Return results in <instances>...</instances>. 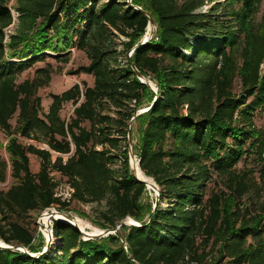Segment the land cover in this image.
Returning <instances> with one entry per match:
<instances>
[{
	"label": "trees",
	"instance_id": "trees-1",
	"mask_svg": "<svg viewBox=\"0 0 264 264\" xmlns=\"http://www.w3.org/2000/svg\"><path fill=\"white\" fill-rule=\"evenodd\" d=\"M11 2L0 0V130L11 158L6 164L0 152V181L8 168L13 179L0 191V239L38 252L26 218L71 200L99 206L104 228L128 216L141 225L85 239L76 226L55 222L57 246L39 257L0 247V264H264V127L254 120L264 110V14L255 19L261 0H15L20 23L6 42ZM139 7L157 26L145 44L149 17ZM116 33L128 38V51L139 44L126 63L113 45ZM55 39L86 54L80 71L93 82L52 93L45 110L38 91L53 66L19 78L40 59L32 55L56 48ZM56 59L70 60L67 53ZM68 103L74 109L64 118ZM145 103L150 108L129 130ZM129 131L140 168L160 187L156 209L131 168ZM30 154L41 160L37 172ZM244 158L258 162V172L240 167ZM55 173L74 189L69 201L56 195Z\"/></svg>",
	"mask_w": 264,
	"mask_h": 264
},
{
	"label": "rangeland",
	"instance_id": "rangeland-1",
	"mask_svg": "<svg viewBox=\"0 0 264 264\" xmlns=\"http://www.w3.org/2000/svg\"><path fill=\"white\" fill-rule=\"evenodd\" d=\"M11 9L12 13L14 16V22L13 24L6 29V35L7 39L6 42H10L11 37L13 34L16 33V30L18 28V25L20 23V13L16 9V3L15 0H12L11 4ZM210 5H205L203 7L204 10H209ZM264 14V0H261V2L258 4L257 12H256V22H260L262 20ZM72 33H75L74 30H72ZM146 34H149L146 32ZM145 34V35H146ZM145 36H143V39ZM76 39V38H75ZM128 41V38L119 35L116 33V35L113 36L112 42L115 48H117L121 52V61L122 63H126L127 56L131 53V51L126 50V47L124 46V43ZM54 46L56 47L55 49H48L45 52L46 56L43 55H32L31 57L34 56L40 57L36 62H34L28 69H26L20 76L19 80L22 81L26 78H34L36 76V71L39 68L46 67L48 64H51L54 68V71L52 73V78L50 82L41 87L38 91V94L42 97V104L45 108V110L48 109L50 103H51V94L52 93H61L64 90L68 89L71 87L74 83H80L83 85V82L87 83H92L93 82V76H91L88 73L80 71V68L84 65H88L89 60L86 56V54L80 50H78L75 47V43L73 44L72 40L66 41L64 44L58 45L57 39L54 41ZM67 53L70 60L68 62H61L58 59H56L57 55ZM43 56V57H42ZM31 57L24 58L23 60L29 59ZM22 59L15 58L13 59V62L17 63ZM264 68V64L262 66ZM152 80V79H151ZM152 83L156 85V83L152 80ZM240 82L238 81L235 86V90L237 92H240ZM157 87V86H156ZM147 107V103L143 105L142 108ZM74 105L71 103H68L64 106L62 110V116L64 118H69L73 112ZM17 114L11 119V123L15 126L16 120H17ZM255 123L257 126L264 127V110H259L255 114ZM88 125V124H87ZM22 142L26 144H35L39 148H48L47 145L41 142H37L35 140H26V139H21ZM8 141L7 135L4 133V131L0 130V152H1V157L3 161L8 164L9 161H11L10 155L8 154L5 145ZM136 140H134L135 142ZM58 156V153L53 152V158H56ZM63 157L67 158L68 154L62 155ZM30 160H31V168L34 172H37L40 169L41 165V160L34 154H30ZM243 166H248L255 168L258 172V170L261 168V165L256 162L253 158L250 159H242L240 162V167ZM56 180L59 182V193H62L61 196H65V193H67L66 186L68 185L67 178L63 177L59 173L54 174ZM13 184V179L11 177V168H8L7 172V180L2 182L0 181V191L7 189L9 186ZM213 186L214 183H211ZM147 190L149 192V200L152 202L153 200H156V192L152 188V185H149L147 187ZM62 201H64L62 199ZM163 207H168L167 203L163 204ZM51 208H56L58 211H55L57 213H60L62 216L66 218L73 219L77 224H79L85 231H88L90 233H98L104 228L101 224L98 223V209L99 206L96 204H84L82 202H79L77 200H71L69 205L67 207H62L61 204L57 206H52ZM45 210L42 211H32L30 212L29 216L26 218L25 222L29 223L31 228L35 231V240H34V247L37 249L43 251L44 248L46 247V244L50 238V218L44 220V214H47ZM50 213L52 210H48ZM61 211V212H60ZM45 212V213H44ZM64 212V213H62ZM44 213V214H43ZM68 215H66V214ZM53 218V217H52ZM53 220H55L53 218ZM133 221H135L133 219ZM38 222H41L42 224L46 225V227H41ZM55 222H65L68 223L66 220H55ZM80 222V223H79ZM47 223V224H46ZM73 224V223H71ZM84 224V225H83ZM124 233L122 230H120L119 234ZM118 234V233H117ZM53 235H54V226H53ZM55 237V235H54ZM52 237V245L50 249L53 246H57L59 244V238L55 237V240L53 241ZM37 250L38 252H41ZM37 253V252H36Z\"/></svg>",
	"mask_w": 264,
	"mask_h": 264
},
{
	"label": "water",
	"instance_id": "water-1",
	"mask_svg": "<svg viewBox=\"0 0 264 264\" xmlns=\"http://www.w3.org/2000/svg\"><path fill=\"white\" fill-rule=\"evenodd\" d=\"M129 2H131V0H128ZM138 8V7H137ZM140 10H142L141 7H139ZM144 11V10H142ZM146 13V11H144ZM149 17V23H148V27H147V32L149 34H147L146 38L143 39L142 41V44H145L147 42H149L152 37L154 36L155 34V31H156V23L155 21L150 17V15L148 13H146ZM139 47V44H136L132 49H131V53L128 55L129 57L132 56V53L135 51L136 48ZM131 63V66L133 68V70L136 72V75L137 77L141 80V82H143L144 84H147L148 86H150V88H152L156 93L158 91L156 85L152 84V80H151V77L150 76H147L145 74H143L139 69L138 67L134 64V62L130 61ZM158 98V97H157ZM156 100V98H155ZM150 108V106H147L145 108H140L136 113L135 115L133 116V118L131 119L130 121V127H129V130L131 129V126L134 122V120L136 119V117L141 114V113H144L146 111H148V109ZM128 144H129V156H130V165H131V168L133 169L134 171V174L137 176L138 179H140L141 181H143L147 186L148 183L146 182V180H143L141 179L138 174H137V164L140 165V159L139 161L137 160V154L134 152V139H133V136H132V133L129 131V134H128ZM138 162V163H137ZM152 178V177H151ZM154 180V178H152ZM152 188L155 190L156 192V200H155V204H154V209L157 208V205H158V202L160 200V187L159 185L156 183V181L154 180V184L152 185ZM55 211H58V210H53L50 214V238L46 244V247L44 248L43 251L41 252H37V253H32L27 247L23 246V245H10L8 243H6L5 241H3L2 239H0V247L3 248V249H13V250H21L23 252H26L28 254H30L31 256H35V257H39L41 256L42 254H44L45 252H47L51 245H52V237L54 236L53 235V228H52V220H53V213ZM61 212V211H60ZM64 213V212H62ZM66 214V213H65ZM68 215V214H66ZM69 216V215H68ZM71 217V216H69ZM132 218L134 219L136 222H132L131 220H128V218ZM72 218V217H71ZM57 220V219H56ZM40 224L41 227H46V225L42 224L41 222H38ZM71 224V222H68ZM123 223H126V224H129V225H136V226H140L141 223L139 221H137L135 218H133L132 216H128L125 220H123L116 228H106V229H103L101 230L100 232L98 233H90L88 231H85L79 224H77L75 221H73V224L74 226H76L77 228H79V230L82 232V235L85 239H99V238H102V237H105V236H108L110 234H116L118 229L121 228L122 224Z\"/></svg>",
	"mask_w": 264,
	"mask_h": 264
},
{
	"label": "bare ground",
	"instance_id": "bare-ground-1",
	"mask_svg": "<svg viewBox=\"0 0 264 264\" xmlns=\"http://www.w3.org/2000/svg\"><path fill=\"white\" fill-rule=\"evenodd\" d=\"M146 36H147V34L145 35V38H146ZM153 84V83H152ZM138 163V162H137ZM138 166H137V174H138V176L141 178V179H143V180H146V182L148 183V185H153L154 184V180L151 178V177H148L146 174H145V172L140 168V166H139V164H137ZM47 214H44V220H46V219H49L50 218V212L49 211H47L46 212ZM53 218L56 220H66V221H68V222H71V223H73V219H70V218H66V217H64V216H62L60 213H57V212H54L53 213ZM128 220H131L132 222H136V221H133V219L132 218H128ZM77 223V222H76ZM80 223V222H79ZM47 224V223H46ZM84 225V224H83Z\"/></svg>",
	"mask_w": 264,
	"mask_h": 264
},
{
	"label": "built area",
	"instance_id": "built-area-1",
	"mask_svg": "<svg viewBox=\"0 0 264 264\" xmlns=\"http://www.w3.org/2000/svg\"><path fill=\"white\" fill-rule=\"evenodd\" d=\"M11 25H12V24H11ZM11 25H10V26H11ZM10 26H9V27H10ZM153 37H154V36H153ZM21 139H23V138H21ZM137 160L139 161V157H138V155H137ZM9 162H10V161H9ZM66 189H67L68 191H67V193H65V196H61L62 193H59L60 188L58 187V190H57V194H56V195H57L58 197H61L64 201H65V200L69 201V200L71 199V197H72V193L74 192V189H73L71 186H69V185L66 186ZM62 195H63V194H62ZM55 206H57V205H55ZM46 209H47V210H46L45 212H47L48 210H52V211H53V210H57L56 208H51V207L46 208ZM45 212H44V213H45ZM44 213H43V214H44ZM54 221H55V220H52V228H53V226H54Z\"/></svg>",
	"mask_w": 264,
	"mask_h": 264
}]
</instances>
